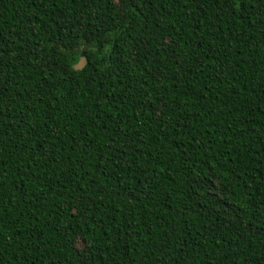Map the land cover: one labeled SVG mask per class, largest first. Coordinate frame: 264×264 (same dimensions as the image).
Masks as SVG:
<instances>
[{"label":"trees","instance_id":"16d2710c","mask_svg":"<svg viewBox=\"0 0 264 264\" xmlns=\"http://www.w3.org/2000/svg\"><path fill=\"white\" fill-rule=\"evenodd\" d=\"M0 264H264V0H0Z\"/></svg>","mask_w":264,"mask_h":264},{"label":"rangeland","instance_id":"374dc122","mask_svg":"<svg viewBox=\"0 0 264 264\" xmlns=\"http://www.w3.org/2000/svg\"><path fill=\"white\" fill-rule=\"evenodd\" d=\"M83 65V61H80L79 65L77 67H81Z\"/></svg>","mask_w":264,"mask_h":264}]
</instances>
